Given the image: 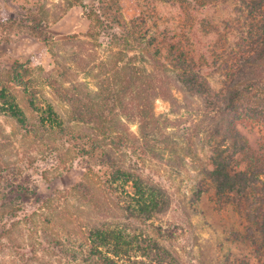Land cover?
<instances>
[{
	"label": "trees",
	"instance_id": "trees-1",
	"mask_svg": "<svg viewBox=\"0 0 264 264\" xmlns=\"http://www.w3.org/2000/svg\"><path fill=\"white\" fill-rule=\"evenodd\" d=\"M1 2L5 4V14L0 20V42H10L26 35L41 39L52 50H57L52 52L59 66L56 75L43 81L34 78L29 71L32 79L28 85L30 106L34 107L36 103L35 112L39 110L35 89L43 84L67 107L64 114H60L48 103L46 110L50 124L48 129H42L43 132H56L63 138L70 154V166L82 174L80 182L61 192L60 198L80 199L79 188H83L86 194L100 193L103 189L105 193L111 190L117 195L114 185L138 178L135 192H128L126 199L119 201L124 206L121 208L125 225L122 230L103 227L94 229L92 234L90 232L92 247L89 252L84 250L81 254L88 264H116L110 254L126 257L131 252H141L145 258L152 257L156 264H175L163 251L159 240L145 234L135 235L134 225L130 223L147 226L146 222H151L161 212L162 205L169 203L162 198L163 188L155 187L149 177H142L140 168L130 173L122 161L126 148L131 146L137 158L139 154L146 155L147 149L152 153L150 141L156 145L160 138H170L168 130H180L190 139V135L200 134L199 130L195 134L191 128L197 129L200 120L202 123L207 121L202 136L220 143L213 148L206 163H202L204 170L203 175H199L200 184L210 183L219 203L233 205L236 212L238 192L242 198L244 194L248 198L254 197L252 208L256 199L257 206L264 204V187L259 189L257 186L264 184L260 180L264 176V0H232L238 12L232 22L221 21V25H217V22H195L187 17L186 22L179 21L173 28L163 27L165 19L161 20L160 6L165 13L169 8H176L184 14L185 11H199L210 4L215 8V2L136 0L137 9L132 17L121 9L120 0ZM75 5L83 10L89 24L87 30L83 35H68L65 41L58 42L48 32L49 21ZM237 27L241 32L239 36H236ZM200 35L212 37L207 42V54L198 60L193 48L201 47ZM25 68V65H17L7 72L11 76L6 79L12 81V88L21 79L18 70L28 73ZM212 68L219 74V86H215L210 77L208 69ZM189 96L197 98L201 107L192 109L193 113L188 112V128L181 129L179 125L177 128L168 113L156 114L157 100L167 101L176 112ZM4 97L5 94L0 93L1 102ZM180 116L184 117V112ZM134 125L138 127L137 132L132 131ZM30 128L29 134H37L36 122ZM243 128L255 132L253 142L242 137ZM94 161L108 170L107 178L102 182L94 180L91 168ZM33 170V174L38 173L37 168ZM33 174L12 178L0 173V182L5 186L0 189V195L2 199L7 198V202L0 206L3 224L0 237L10 235L21 216L31 218L33 214L24 205H30L32 201L40 205L38 211L50 215L45 221L47 225L56 223L53 218L56 219L57 214H65L66 210L52 213V196L43 198L42 194L36 193L31 186ZM164 191L168 193L166 189ZM199 194L200 189L196 195L200 198ZM262 221L264 218L259 215L258 227L251 228L250 232L264 233ZM31 231L34 230L27 229L23 235L25 239L22 238L26 250L33 234ZM174 234L160 235L167 242L175 239ZM141 236L146 241H142ZM42 244L51 246L52 242L43 240ZM93 245L112 247L116 252H108L107 257Z\"/></svg>",
	"mask_w": 264,
	"mask_h": 264
},
{
	"label": "rangeland",
	"instance_id": "rangeland-1",
	"mask_svg": "<svg viewBox=\"0 0 264 264\" xmlns=\"http://www.w3.org/2000/svg\"><path fill=\"white\" fill-rule=\"evenodd\" d=\"M80 1L91 3L94 0ZM213 1L215 8L210 4L199 11L193 13L185 11L184 14L178 12L176 8H169L165 13L163 6H160V13L163 14L161 20L165 19L163 27L173 28L179 21L186 22L187 17L189 20L195 19V22L202 20L217 22V25H221V21L232 22L238 13L232 0ZM4 7L5 4L1 2L0 20L5 14ZM120 7L126 15L130 14L132 17L137 9L136 0H120ZM88 25L83 10L75 5L62 16L51 19L48 32L52 38L62 42L68 35H83ZM235 30L236 36H239L241 33L239 28ZM200 37L201 47L193 48L198 60L207 54V42L212 35L208 37L200 35ZM52 52L56 53L57 50H52L43 40L32 36L24 35L10 42H0V93L5 94L4 101H0V173L16 178V176L33 174V169L37 168L38 173L32 176V188L37 194H42L43 198L52 196L49 197L54 206L52 213L66 210L65 214H57L56 219L53 218L57 220L56 223L47 225L45 221L50 215L38 211L40 205L36 201L24 205L33 215L30 219L21 216L12 233L0 237V264H88L81 254L85 251L89 252L92 247L90 232L92 234L94 229L101 230L103 227L122 230L125 225L121 208L124 206L119 201L125 200L128 192L134 193L135 186L139 183L137 177H133L130 183L118 182L114 185L117 195L111 190L105 193L103 189L100 193L94 194L91 191L92 194H86L83 188H79L77 191L80 199L60 198L61 192L74 188L80 182L82 174L79 169L70 166V154L63 138L56 132L55 134L49 131L43 132L42 129H48L50 124L46 110L48 103L60 114H64L67 107L62 105L53 91L43 84L35 89L38 92L36 98L39 102L37 106L39 110L35 112L36 103L34 107L30 106L31 92L28 85L29 80L32 79L29 78V71L34 78L43 81L48 76H55L59 71ZM17 65H25L24 70L28 73L18 70L21 79L17 80L12 88L10 86L12 81H8L6 76H11L7 75V72H11ZM208 70L213 84L221 85L219 74L215 73L214 68ZM21 83L26 85L19 86ZM179 107V111L177 109L173 112L167 101L159 99L155 102L157 115L163 116L168 113L169 119L177 128L178 125L181 129L188 128L190 122L188 112L192 109L199 110L201 102L189 96L185 105ZM181 112H184V117L180 116ZM181 121L184 123H180ZM34 122L38 126L37 134H29L30 126ZM206 122L202 123L200 120L197 129L191 128L195 134H198V130L200 134L194 137L189 134L190 139L187 133L180 130H168L170 138H160L159 144L156 145L150 141L152 153L147 149V154H139L138 158L133 153L132 146L126 148V153L122 157L125 167L130 173L140 168V175L144 178L149 177L155 187L163 188L162 198L169 202L164 207L162 205L161 212L155 215L151 222H146L147 226L130 223L134 225L135 235L145 234L156 241L159 240L161 248L175 264H261L264 261V233L258 230H253L252 233L250 231L251 228L258 227L259 215L264 218V204L257 206L256 199L252 208L254 197L248 198L244 194L242 198L241 192H238L236 212L233 205L226 203L222 206L219 203L213 195L214 190L210 183L200 184L199 175H203L204 170L202 163H206L213 148L220 143L202 136ZM132 131L137 132L138 127L134 125ZM241 134L242 137H248L250 142L256 139L255 132L250 128H243ZM62 146L65 147L66 152ZM118 159L120 160V157ZM91 168L97 183L107 178L108 170L99 162L94 161ZM260 180L264 182V176ZM84 185L89 187L86 183ZM257 186L263 189L264 184ZM2 187L5 186L0 182V189ZM199 189L200 198L196 196ZM146 190L150 192L149 189ZM1 197L0 195V206L7 202V198ZM263 223L264 221L260 224L264 226ZM31 228L34 231H31L33 234L29 237V247L26 250L23 235ZM2 231L0 216V236ZM174 232L175 239L167 242L161 236ZM141 238L142 241H146V238L142 236ZM43 240L52 242V245H43ZM154 243L151 245L154 246ZM93 247L100 248L107 257L108 252H116L112 247L104 248L100 245ZM68 250L72 252L68 253ZM164 252L160 254L164 255ZM110 258L116 264H156L152 257L145 258L141 252H131L126 257L110 254Z\"/></svg>",
	"mask_w": 264,
	"mask_h": 264
}]
</instances>
